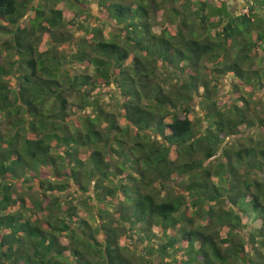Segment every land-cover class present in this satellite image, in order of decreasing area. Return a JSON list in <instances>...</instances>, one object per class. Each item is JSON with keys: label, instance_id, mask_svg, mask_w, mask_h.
<instances>
[{"label": "trees", "instance_id": "16d2710c", "mask_svg": "<svg viewBox=\"0 0 264 264\" xmlns=\"http://www.w3.org/2000/svg\"><path fill=\"white\" fill-rule=\"evenodd\" d=\"M165 1L99 0L121 35L106 39L80 21L74 51V21L58 5L81 18L83 0H0V264H177L178 252L180 264H264V175L257 178L264 139L223 147L255 123L244 97L237 102L246 106L225 111L215 100L227 72L221 61H234L240 75V64L251 65L264 47V0H246L239 15L225 1L185 0L197 7L198 24L179 13L157 35L149 10ZM73 68L80 72L72 75ZM241 81L247 90L249 79ZM111 84L120 91L123 125L102 105L115 92L100 89ZM200 88L207 126L194 132L189 113ZM43 171L52 179L40 181L41 192H18L16 182L26 185ZM77 192L84 207L99 204L94 225L78 216ZM243 215L260 220L248 241ZM154 227L163 235L156 249L120 243L134 232L139 245L149 244Z\"/></svg>", "mask_w": 264, "mask_h": 264}, {"label": "rangeland", "instance_id": "374dc122", "mask_svg": "<svg viewBox=\"0 0 264 264\" xmlns=\"http://www.w3.org/2000/svg\"><path fill=\"white\" fill-rule=\"evenodd\" d=\"M85 3V12L81 15V18H78L75 16L74 10H70L68 7L65 6L64 3H60L58 5L59 9H62L63 18L66 21H74V25L72 29L70 30L73 35V49L74 51L77 49V40L80 38V36L83 34L81 30H78L77 25L81 21H83L85 26H90L92 28H100L102 30V34L104 38L108 39L114 36L121 35L120 28L116 25L114 21H112L108 16L107 13H102V6L100 5L99 0H83ZM110 1V0H107ZM130 1V0H129ZM161 1V0H158ZM194 1V0H190ZM212 5L215 6H221L223 4V1L226 2L228 5V9L233 15H239L246 13V0H208ZM222 2V3H221ZM33 3H37V0H33ZM192 4V2H191ZM185 0H179L175 1V3L171 2L170 0H166L165 2L159 4V8H155L154 4L152 3L151 10L150 11V19L149 22L151 23V31L154 34H160L162 33L163 27H168V17L172 18L175 16H178L185 12L182 17H185L186 14H191L190 22L198 24L199 20L197 19V16L192 13L195 12L194 8H197L194 5H191ZM133 6V4H132ZM211 6V5H210ZM191 7V8H190ZM210 10V8H209ZM191 12V13H190ZM26 19V17L24 18ZM23 19V21H24ZM187 23H189L187 21ZM197 32L202 33V37L205 36V32L203 29L199 28L197 29ZM210 35H214V30L210 33ZM253 36H255V32H253ZM48 36L45 35L43 37L42 43L40 45L41 50H45L47 48V41ZM67 46V45H66ZM256 58L252 60L251 65L246 64H240L241 67V73L240 75H236V72L232 71L234 70V65L232 64L234 61L231 59H225V61H221L223 64L225 63V69H226V75H224L222 78L218 79V92L215 95L216 100V108L225 111L227 107H232L235 103L237 107H244L246 106L245 103L242 101L237 102V98L244 97V99H247L249 101L248 103V109L250 112V116L253 119L255 125H253L251 128L246 127L245 125L241 126L239 130L237 131V134L232 135L230 137H227L224 140L223 147H229L230 149L235 148L239 149L244 146H253L256 145L257 141H263L264 139V128L262 125L259 124V121L264 118V47L262 48L261 45H259L256 48V52L254 54ZM224 58V57H223ZM234 58V57H233ZM131 61V58L126 60V64ZM206 64V60H205ZM256 70V71H253ZM71 74H77L80 71L77 68H73L70 70ZM91 74V72H90ZM214 76H217V74H214ZM242 78V79H241ZM249 79L250 83L249 85H246L248 88L245 90L244 82ZM11 85H15V81L10 82ZM100 91L103 94H110L111 92H115V95H104L102 97V105L110 112H113L117 115V119L119 120L120 124L123 125L124 122L119 117V110L116 107L115 101L116 98L119 99V89L115 86V84H111L108 87H103L100 89ZM203 92V88H200L198 90V93L194 95V99L191 102V107L193 111L189 113V118L193 121L194 124V132H197L199 130H204L207 126L206 119L204 118L206 111L203 109V103L201 98V93ZM244 105V106H243ZM71 110L75 111L77 116H79L80 111L76 109L74 106L71 107ZM84 114H91L92 109L87 108L84 109ZM72 113V112H71ZM235 114H231L232 118L234 119ZM76 118V117H75ZM176 154L174 150L171 152V158H175ZM222 159L221 157H219ZM215 159L212 158L211 161H214ZM222 161H225L223 158ZM208 162V161H207ZM206 162V163H207ZM264 165V164H263ZM240 172H243V168H240ZM264 175V167L263 172L262 170L257 173V178H260ZM251 178H254V175H250ZM52 179L51 172L43 171L38 177L37 176H31L29 182L26 185L21 184L20 181L16 182V189L19 193H22L23 195H26V197L31 196L33 194H36L37 192H41L40 189V181L42 179ZM182 179V178H181ZM180 180V178L178 179ZM216 178H213L212 181L215 183ZM28 186L30 188H28ZM76 187L73 185L70 189L71 191H74ZM90 192L87 194L92 195V185L90 187ZM70 191H66L62 195L65 196ZM84 200V196L80 193H76L74 198L71 200L73 205L76 206L78 216L81 218H84L86 221L89 222V224L94 225L92 221L89 220L91 216L96 217L97 208H99V204H95L96 207L93 209H89L87 207H84L81 204V201ZM87 201V199L85 200ZM93 202V201H92ZM91 212V213H88ZM190 212V210H187V214ZM243 217V224L244 227L240 228L241 234L245 237V239L248 241L249 239V233L250 231L253 232V230L258 229L260 227V220H255L251 218H247L245 215ZM77 219V218H74ZM78 220V219H77ZM153 233L156 235V238H154L149 244H142L139 245L136 241V234L133 232L129 235H127L123 240H120V243L128 244L133 249H137L139 252H145V246L146 247H154L155 249L162 243L163 241V235L161 231L157 228H153ZM226 229L221 230L220 236L225 237L226 235ZM99 237H103L102 233L99 235ZM264 241V237L262 238ZM62 242L65 244V239L62 238ZM249 250V247H246V251ZM262 252L264 254V246L262 247ZM155 255V254H153ZM177 264L181 263L182 259L184 258V254L182 253H176L175 255ZM156 264H173L171 258H165L162 263H159L160 260L155 261Z\"/></svg>", "mask_w": 264, "mask_h": 264}]
</instances>
